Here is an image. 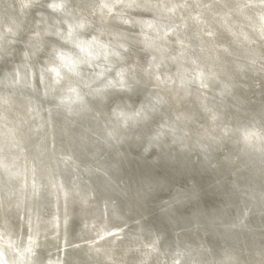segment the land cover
<instances>
[{"label":"bare ground","instance_id":"obj_1","mask_svg":"<svg viewBox=\"0 0 264 264\" xmlns=\"http://www.w3.org/2000/svg\"><path fill=\"white\" fill-rule=\"evenodd\" d=\"M0 155V264H264V0H0Z\"/></svg>","mask_w":264,"mask_h":264},{"label":"water","instance_id":"obj_2","mask_svg":"<svg viewBox=\"0 0 264 264\" xmlns=\"http://www.w3.org/2000/svg\"><path fill=\"white\" fill-rule=\"evenodd\" d=\"M131 53V52H130ZM38 55L39 56H37V59L36 60H38L41 56H42V51H40V52H38ZM131 55V54H130ZM261 82L262 81H260V83L258 84V85H260L261 84ZM139 94H136L134 97L132 96V99H131V101H133V102H135L136 101V96H138ZM122 99V98H121ZM106 104L108 105V107H109V102H106ZM242 107H243V105H242ZM93 108H97V109H100V108H102V107H99V106H97V105H95V106H93ZM104 108H106V106H104ZM106 112L108 113V114H110L107 110H106ZM85 119H89V118H85ZM229 122H234V119L231 117L230 119H229ZM89 123H91L90 121H89ZM58 124L55 122V120H54V123H53V126L56 128V126H57ZM223 164V163H222ZM176 171H174L173 169H171V168H168V166H162V173H163V175H166V176H168L169 174H166L165 172H164V169H166L167 170V173H179V172H186V171H189V174H190V176H192L193 178H197V177H194V172H196V170H202L201 169V167H200V165L199 166H195V165H186V167H178L177 165H176ZM220 170H225V169H223V167H221L220 168ZM225 171H228V170H225ZM227 175H229L228 173L225 175L226 177H227ZM153 176H156V175H153ZM171 176V175H170ZM175 178V177H174ZM177 179V178H176ZM172 180V179H171ZM178 181H179V183L181 184V185H183L182 187H186L185 186V184H190V182H189V180H188V178H187V176H186V173H184V175H182L181 177H180V179H177ZM200 181L201 182H204L203 181V179H200ZM204 184V183H203ZM204 187H202V189H203ZM160 194L161 193H159V195L157 194V193H155V195L153 196V198L154 199H158V198H160L159 196H160ZM209 200V199H208ZM74 209H76V208H74ZM132 215V214H131ZM75 216L76 215H74L73 214V220H71L72 222H75ZM132 217H134V216H132ZM74 227H75V225H73V226H69V229H70V231H74ZM166 228H167V230L170 228V226H165ZM183 230V228H179V234H180V231H182Z\"/></svg>","mask_w":264,"mask_h":264},{"label":"clouds","instance_id":"obj_3","mask_svg":"<svg viewBox=\"0 0 264 264\" xmlns=\"http://www.w3.org/2000/svg\"><path fill=\"white\" fill-rule=\"evenodd\" d=\"M50 7L56 8L58 7L57 5H50ZM72 36V27L69 26V33H68V38L70 39ZM95 42V38L93 37L92 40L88 42L87 46H83V42L79 43L76 45V47L79 49V52L82 54H86L87 56H92V53L89 51V47ZM103 46V45H102ZM118 55V54H117ZM59 59L63 61L65 58L63 56H60ZM72 64L71 58L68 59V63H62L60 65V68L56 69V71L59 73L60 69H65L67 71H72L70 65ZM111 83V81H110ZM72 91L76 93V99L77 100H82L83 97L79 94L78 90L76 88H73ZM75 102V101H74Z\"/></svg>","mask_w":264,"mask_h":264},{"label":"rangeland","instance_id":"obj_4","mask_svg":"<svg viewBox=\"0 0 264 264\" xmlns=\"http://www.w3.org/2000/svg\"><path fill=\"white\" fill-rule=\"evenodd\" d=\"M48 71L44 74V78L47 79L48 75H54V78L57 80V77L56 76H62V79L63 77H67L69 76V71L65 70V69H60L59 73L56 71V69L60 68V66L56 65V64H49L48 67H47ZM60 81V80H58ZM2 157V155H0Z\"/></svg>","mask_w":264,"mask_h":264}]
</instances>
